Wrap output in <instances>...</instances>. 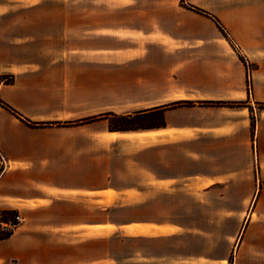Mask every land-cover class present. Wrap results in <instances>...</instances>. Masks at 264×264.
Here are the masks:
<instances>
[{
	"label": "crops",
	"instance_id": "1",
	"mask_svg": "<svg viewBox=\"0 0 264 264\" xmlns=\"http://www.w3.org/2000/svg\"><path fill=\"white\" fill-rule=\"evenodd\" d=\"M180 1L0 0V264H236L188 224L253 202L264 230V0Z\"/></svg>",
	"mask_w": 264,
	"mask_h": 264
},
{
	"label": "rangeland",
	"instance_id": "2",
	"mask_svg": "<svg viewBox=\"0 0 264 264\" xmlns=\"http://www.w3.org/2000/svg\"><path fill=\"white\" fill-rule=\"evenodd\" d=\"M182 1L184 0H181L180 4ZM187 23L190 25H196L198 27L202 26V28L207 31V33H211V26L203 18L201 19L195 17L192 19L188 14ZM220 30L226 38H231L229 33H227L224 28H220ZM187 33L188 35L191 34V32H189V28ZM249 67L251 66L249 65ZM1 170L2 168L0 165V172ZM186 194L188 196L191 193ZM211 198L213 197L202 196L203 200H210ZM192 210H194V208H192ZM202 210V219L200 221L188 224V227H190L191 230L228 235L230 237L231 243L230 249L232 248L233 251L231 255V260H233V263L234 261L236 264L242 263V259H240V253L242 250H247V252L250 251L252 256L250 262H246V264H264V230L260 231L258 227L256 220L257 212L254 209L253 202L244 208H235L233 210L230 209L228 212L227 209L218 208H204ZM251 218L255 222V226L249 228L248 223ZM214 242L216 243V248L220 247V249L223 250L224 247L219 246L221 240H216Z\"/></svg>",
	"mask_w": 264,
	"mask_h": 264
},
{
	"label": "trees",
	"instance_id": "3",
	"mask_svg": "<svg viewBox=\"0 0 264 264\" xmlns=\"http://www.w3.org/2000/svg\"><path fill=\"white\" fill-rule=\"evenodd\" d=\"M218 26L222 28V25L218 21ZM13 78H5L0 76V81L10 82ZM0 103L2 100L0 99ZM186 101H178L171 104L166 105V107L156 109L154 111L147 112H136L129 114H115V113H105L104 117L109 120V128L110 130H118V131H131V130H139V129H148L153 127H160L165 124L164 118V110L169 107L188 104ZM99 117L88 118L84 121H91ZM18 213L12 209H0V239H6L10 237L13 233L14 228L19 224L15 216ZM2 223H6V225L2 226ZM11 222L12 225L9 223Z\"/></svg>",
	"mask_w": 264,
	"mask_h": 264
},
{
	"label": "built area",
	"instance_id": "4",
	"mask_svg": "<svg viewBox=\"0 0 264 264\" xmlns=\"http://www.w3.org/2000/svg\"><path fill=\"white\" fill-rule=\"evenodd\" d=\"M247 68H248V74H249L250 73L249 64H247ZM15 219L18 223H20L23 220L19 214L15 216ZM9 223L12 225L11 222H9ZM1 224H2V226L6 225V223H2V222H1Z\"/></svg>",
	"mask_w": 264,
	"mask_h": 264
}]
</instances>
